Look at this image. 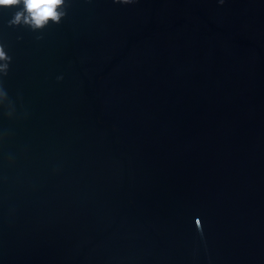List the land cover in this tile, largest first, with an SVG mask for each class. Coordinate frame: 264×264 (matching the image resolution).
Here are the masks:
<instances>
[{"label": "water", "instance_id": "95a60500", "mask_svg": "<svg viewBox=\"0 0 264 264\" xmlns=\"http://www.w3.org/2000/svg\"><path fill=\"white\" fill-rule=\"evenodd\" d=\"M17 10L0 264H264V0Z\"/></svg>", "mask_w": 264, "mask_h": 264}, {"label": "clouds", "instance_id": "9594fccd", "mask_svg": "<svg viewBox=\"0 0 264 264\" xmlns=\"http://www.w3.org/2000/svg\"><path fill=\"white\" fill-rule=\"evenodd\" d=\"M117 4H133L136 0H114ZM222 6L225 0H218ZM0 7H16L18 10L9 20L10 27H27L33 32H43L52 24H60L67 16L71 7V0H0ZM43 35H38L37 40H42ZM12 57L8 55L3 43H0V108L5 109L8 118L15 115V105L4 87V77L8 76ZM63 79V77H58ZM196 227L203 237V226L200 219L195 221Z\"/></svg>", "mask_w": 264, "mask_h": 264}]
</instances>
